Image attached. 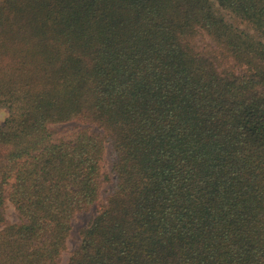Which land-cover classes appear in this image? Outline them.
I'll use <instances>...</instances> for the list:
<instances>
[{
	"label": "trees",
	"instance_id": "1",
	"mask_svg": "<svg viewBox=\"0 0 264 264\" xmlns=\"http://www.w3.org/2000/svg\"><path fill=\"white\" fill-rule=\"evenodd\" d=\"M0 110V264H59L106 145L66 264H264V0H0Z\"/></svg>",
	"mask_w": 264,
	"mask_h": 264
},
{
	"label": "rangeland",
	"instance_id": "2",
	"mask_svg": "<svg viewBox=\"0 0 264 264\" xmlns=\"http://www.w3.org/2000/svg\"><path fill=\"white\" fill-rule=\"evenodd\" d=\"M227 17V16H226ZM228 20V18H227ZM205 42L207 41L206 36H202ZM5 112L0 110V120H2ZM83 124L78 122H67L62 124H51L49 129L52 132V140L57 142L59 140H70L74 137V134L83 128ZM102 173L104 177H109V147L105 146V151L102 161ZM104 180L101 184V189L99 193L98 200L94 206H92L88 211L76 214L71 221V231L67 239L64 251L61 253L59 264H66L70 253L75 249L79 243V230L86 225V223L91 219V217L96 213L98 207L103 204L108 196L111 189V182ZM5 221L7 224H14L19 222V216L12 205L7 203L5 208Z\"/></svg>",
	"mask_w": 264,
	"mask_h": 264
}]
</instances>
